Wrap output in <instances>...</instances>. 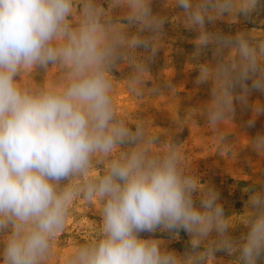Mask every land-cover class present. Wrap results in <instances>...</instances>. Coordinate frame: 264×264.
Wrapping results in <instances>:
<instances>
[{
  "label": "clouds",
  "instance_id": "1",
  "mask_svg": "<svg viewBox=\"0 0 264 264\" xmlns=\"http://www.w3.org/2000/svg\"><path fill=\"white\" fill-rule=\"evenodd\" d=\"M0 0V233L7 230L3 264H44L51 256L57 233L64 230L72 204L100 205L97 239L77 245L65 264H215L214 251L235 252L225 235L232 220L225 219L209 190L194 205L200 188L185 174L182 148H158L156 134L143 124L135 133L118 114L112 68L122 49L147 46L129 38L122 27L107 21L95 0ZM184 9L185 23L199 26L198 44L212 37L205 20L228 13L249 15L260 0H174ZM125 4L130 22L158 28L150 0H113ZM258 34H253V36ZM229 55L214 69L202 68V78L215 81L208 107L213 128L228 123L234 99L247 104L249 87L264 91V38L239 33L220 41ZM60 75L42 85L30 79L36 67ZM127 79L139 94L148 79L146 66L133 61ZM21 77L17 80L16 77ZM239 85L241 95H233ZM253 116L264 113L259 102ZM251 123V122H250ZM223 140L217 135L216 143ZM133 144L128 151L121 145ZM254 147L264 152V136ZM66 181V182H65ZM64 182V183H62ZM254 212L241 217L250 231L239 245L244 264H256L264 251V197L251 198ZM184 229L192 235V252L184 257L162 250L161 242L141 239V232ZM216 230L221 237L205 251L198 248Z\"/></svg>",
  "mask_w": 264,
  "mask_h": 264
},
{
  "label": "rangeland",
  "instance_id": "2",
  "mask_svg": "<svg viewBox=\"0 0 264 264\" xmlns=\"http://www.w3.org/2000/svg\"><path fill=\"white\" fill-rule=\"evenodd\" d=\"M95 3L104 10V18L120 25L129 38L135 36L147 42V46L122 49L121 58L111 70L116 81L113 99L117 113L127 119L133 133L138 124L150 128L156 134L158 148L166 144L182 148L185 174L200 185L193 193L194 205L200 208L201 200L211 190L225 219L232 220L225 235L237 250L214 251L215 264H244L239 245L245 242L250 228L241 217L255 211L251 205L253 196L264 197V152L253 144L257 136H264V113L254 117L252 111L255 103L264 105V91L252 89V80H246L247 104L234 99L228 123L213 128L208 107L215 81L203 79L201 70L214 69L229 55L231 49L222 48L220 41L232 40L239 33H246L254 40L264 38V0L247 16L237 14L233 18L225 13L213 21L206 19L204 31L212 37L206 45L198 44L199 26L186 25L184 9L174 0H150L151 14L161 22L158 28L130 22V10L125 4H114L113 0H95ZM75 6L76 15L69 18L74 24L82 8L80 0ZM133 61L143 63L149 77L139 94L130 92L127 86V79L134 71ZM52 68L51 64L47 69L36 67L29 74L30 79L38 85L50 78L49 73L55 79L60 72ZM242 93L241 86L233 88L234 97ZM221 133L223 140L216 143L215 138ZM133 146L124 144L121 150L128 151ZM99 209L96 201H75L64 230L57 233L52 254L44 264H65L66 257L77 245L97 239L101 227ZM6 234L7 230L0 233V264H3ZM138 237L158 240L162 250L179 257L192 252L193 237L184 229L157 228L154 232H141ZM220 238L214 229L198 250L205 251L210 242ZM256 264H264V251Z\"/></svg>",
  "mask_w": 264,
  "mask_h": 264
}]
</instances>
